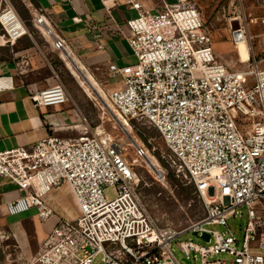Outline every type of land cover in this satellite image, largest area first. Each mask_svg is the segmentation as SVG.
Masks as SVG:
<instances>
[{
  "label": "built area",
  "instance_id": "2783aa9c",
  "mask_svg": "<svg viewBox=\"0 0 264 264\" xmlns=\"http://www.w3.org/2000/svg\"><path fill=\"white\" fill-rule=\"evenodd\" d=\"M163 2L161 9H151L145 0H126L137 12L127 22L137 61L110 66V78L121 81L109 101L118 117L160 133L170 166L194 187L205 216L182 230L154 218L138 195L136 171L102 127L77 138L52 134L0 152V180L22 193L8 204L10 215L36 210L42 222L50 220L56 213L48 198L64 186L79 211L76 219L62 218L24 264H182L172 246L186 233L210 235L207 246L179 244L186 260L195 253L200 264H264V60L254 58L246 70L230 69L219 59L197 5ZM45 22L43 15L36 19L37 25ZM239 23L238 30L231 27L236 45L247 41L246 26ZM29 35L15 8L0 0V47ZM53 46L62 51L66 42L55 39ZM14 89L15 75H0V92ZM31 98L40 109L69 101L61 85L34 90ZM135 149L137 161L147 158L145 147ZM240 211L248 218L242 248L230 229L225 235L211 228L228 226ZM221 254L231 260L214 259Z\"/></svg>",
  "mask_w": 264,
  "mask_h": 264
},
{
  "label": "rangeland",
  "instance_id": "374dc122",
  "mask_svg": "<svg viewBox=\"0 0 264 264\" xmlns=\"http://www.w3.org/2000/svg\"><path fill=\"white\" fill-rule=\"evenodd\" d=\"M192 1L204 15L219 59L230 69L246 70L254 58L258 61L264 60L263 0ZM8 2L19 13L30 35L25 37L22 43L20 41L15 46L7 45L0 48V61L6 60L15 66L20 65L17 79H22L25 84L41 83L44 86L61 85L65 88L69 98L66 105L69 111L73 110L78 116V120L72 121L74 123L70 125H57L61 129L60 136L77 138L86 133V130L92 132L97 127H102L112 135L136 171L140 180L138 195L144 207L154 218L161 224L172 226L177 230L185 229L190 224L200 221L205 216L204 205L196 195L194 187L187 183L184 176L178 177L170 166L169 152L160 133L147 123L120 119L112 108L109 94L115 88L112 84L117 79H111L107 70L103 68L88 65L83 67L81 62L84 60L73 57L77 67H81L80 71L67 56L51 49L42 36V33L47 35L45 29L40 25L36 28V19L40 15L35 13L43 14L37 0H8ZM153 2L150 4L152 8L160 9V6L164 5L163 0ZM234 21L246 26L247 43L250 49L248 61L241 58L240 49L232 39L231 27ZM29 43L34 45L30 53L16 54L17 50L24 49ZM261 65L264 69V62ZM138 144L145 147L148 152L147 158L139 161L136 160L135 149ZM107 196L112 198L113 192L109 191ZM51 201L56 214L48 226H51L54 220L69 219L66 210L74 215L73 219L78 217L67 186L62 187L57 199ZM244 214L240 211L237 217L230 218L228 226L216 225L211 228L225 235H229L230 229L239 241V247L242 248L248 222L247 215L245 212ZM34 215L35 210L13 217L0 212V255L5 258L11 255L10 260L16 258L14 254L17 243L12 237V231L20 221L14 220ZM186 242H194L197 246H207L206 242L193 233H186L180 236L172 246L175 256L182 264H190L189 261L200 264V256L195 253H192L191 260H186V254L179 247V244ZM214 259L231 260V257L221 254Z\"/></svg>",
  "mask_w": 264,
  "mask_h": 264
},
{
  "label": "crops",
  "instance_id": "0c3cea01",
  "mask_svg": "<svg viewBox=\"0 0 264 264\" xmlns=\"http://www.w3.org/2000/svg\"><path fill=\"white\" fill-rule=\"evenodd\" d=\"M37 1L43 14L36 12L35 15H43L46 20L41 26L46 34L47 30H50L51 34H47V37L42 33V36L51 49L59 51L54 48L53 43L55 39H63L66 47L60 51L61 53L70 56L73 61V57L83 59L84 62H81L83 67L88 65L103 68L107 70L109 76L111 65L126 67L136 63L137 60L128 42L130 29L127 22L137 17V12L126 3V0H120V4L116 6L110 3L108 7L102 0ZM153 1L145 0L146 6L159 9L151 7ZM78 19L81 21H77ZM36 28H39L38 25ZM22 40L19 42L22 43ZM36 46L35 43V51ZM32 49L34 45L29 43L24 49L17 50L16 54L30 53ZM19 66L10 61H0V75H15V89L0 92V152L33 145L52 134L60 135L61 129L57 125H70L74 123L72 121L78 120L73 110L69 111L67 103L57 107L38 108L31 98L32 91L46 86L41 83L25 84L22 79L18 80ZM79 68L81 70V67ZM113 79H117L112 84L116 87L121 81V76ZM67 188L79 214L72 191L70 187ZM61 190L62 188L54 191L48 200H56ZM21 195L18 187L9 180H0V212L11 217L16 216L9 214L7 206ZM65 212L73 219L74 215L70 211ZM52 219L42 222L36 210L32 217L15 219L16 222L20 221L12 231V237L17 243L14 254L16 258L10 260L11 255L6 258L0 255V264H24L26 260L36 256L59 223L57 219L48 226Z\"/></svg>",
  "mask_w": 264,
  "mask_h": 264
},
{
  "label": "bare ground",
  "instance_id": "6f19581e",
  "mask_svg": "<svg viewBox=\"0 0 264 264\" xmlns=\"http://www.w3.org/2000/svg\"><path fill=\"white\" fill-rule=\"evenodd\" d=\"M238 48L240 49L241 58L244 59L245 61H248L250 59V49H249V45H248L247 41L241 38V40L238 42ZM73 63L75 64V62H73ZM75 66L77 69L80 70V68L77 67L76 64H75ZM120 119H122V118H120ZM122 120H124V119H122Z\"/></svg>",
  "mask_w": 264,
  "mask_h": 264
},
{
  "label": "water",
  "instance_id": "95a60500",
  "mask_svg": "<svg viewBox=\"0 0 264 264\" xmlns=\"http://www.w3.org/2000/svg\"><path fill=\"white\" fill-rule=\"evenodd\" d=\"M232 28H233L234 30H238V29L240 28V23H239L238 21H234V22L232 23ZM68 58H69L72 62H74V61L70 58V56H68ZM195 236H197V234H195ZM202 239L205 240L206 242H209V240H210V235H209V234H204Z\"/></svg>",
  "mask_w": 264,
  "mask_h": 264
}]
</instances>
